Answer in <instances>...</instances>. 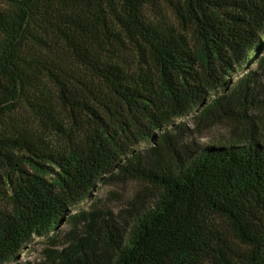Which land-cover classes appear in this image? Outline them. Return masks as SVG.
Instances as JSON below:
<instances>
[{"label": "trees", "instance_id": "trees-1", "mask_svg": "<svg viewBox=\"0 0 264 264\" xmlns=\"http://www.w3.org/2000/svg\"><path fill=\"white\" fill-rule=\"evenodd\" d=\"M0 264H264V0H0Z\"/></svg>", "mask_w": 264, "mask_h": 264}, {"label": "rangeland", "instance_id": "rangeland-1", "mask_svg": "<svg viewBox=\"0 0 264 264\" xmlns=\"http://www.w3.org/2000/svg\"><path fill=\"white\" fill-rule=\"evenodd\" d=\"M254 67L255 66L252 68ZM249 69L250 68L248 67L246 70ZM184 121L191 130H194V135L187 142L191 148H197L209 144L222 136H226L231 128V123L228 122H219L202 129L199 128L197 124L192 123L189 119ZM147 190L153 191L150 186L137 181H130L121 185H100L94 192L92 200L81 204L78 208L80 210L87 209L91 202H94L97 206L113 209L116 213L120 210L125 211L126 209H129L132 204L138 202L137 199L140 193L143 194V191ZM68 231H70L69 227L64 226L62 233L59 235L56 242L57 244L61 243L62 239L60 237L65 235ZM44 241L45 238H36L30 245L29 250L22 255V260H38L46 246Z\"/></svg>", "mask_w": 264, "mask_h": 264}]
</instances>
